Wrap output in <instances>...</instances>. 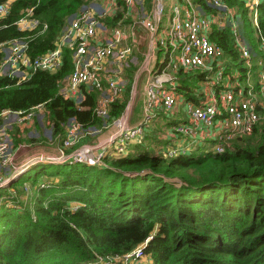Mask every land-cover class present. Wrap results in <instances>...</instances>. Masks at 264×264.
<instances>
[{
    "label": "trees",
    "instance_id": "1",
    "mask_svg": "<svg viewBox=\"0 0 264 264\" xmlns=\"http://www.w3.org/2000/svg\"><path fill=\"white\" fill-rule=\"evenodd\" d=\"M88 1L9 0L8 11L0 17V41L23 37L28 55L40 54L54 45L67 18ZM191 1L204 12L216 10L204 0ZM224 1L235 8L239 31L251 51H258L243 0ZM28 7L37 23L21 29L15 21ZM257 12L264 38V0H259ZM121 14L118 7L109 19L114 22ZM208 35L223 50L224 72L238 69L242 78L246 67L229 31L213 26ZM140 58L125 67V89L110 104L109 117L121 114ZM70 68L69 51L63 48L62 63L54 71L37 69L19 82L0 75V125L2 111L40 103L50 121V137L58 143L69 118L83 128H100L102 120L91 111L93 91L80 104L58 92ZM205 73L178 69L177 91L195 99L192 88ZM160 117L157 121L166 128L176 122ZM156 130L144 135L147 145L104 156L101 166L36 162L10 183L14 193L1 189L0 264H91L96 257L123 255L145 241L146 261L141 264H264V118L219 152L206 139L191 143L185 152L164 155L160 146L180 139L162 140ZM22 139L42 140L38 135L16 138L15 143ZM38 173L46 174L45 183L36 179Z\"/></svg>",
    "mask_w": 264,
    "mask_h": 264
},
{
    "label": "built area",
    "instance_id": "2",
    "mask_svg": "<svg viewBox=\"0 0 264 264\" xmlns=\"http://www.w3.org/2000/svg\"><path fill=\"white\" fill-rule=\"evenodd\" d=\"M204 1L216 10L204 12L191 0H178L171 4L162 26V0H149L148 6H145L148 10H144V0H120V4L117 0H106L105 3L95 4L98 7L91 6L95 3L92 2L67 18L66 25L51 48L34 56L28 55L27 42L23 37L0 41V75L14 77L16 82L28 78L37 69L54 71L62 63L63 48H67L71 68L62 78L58 92L65 98L73 99L75 104H80L86 94L93 91L92 115L102 120L98 129L89 126L83 128L76 120L69 118L57 146L58 154H35L29 163L79 162L101 166L104 156L124 155L130 144H142L148 122L156 116V111L172 116L179 101H183L186 120L169 127L167 136L180 140L160 148L164 155L185 152L191 143L205 137L213 140L212 149L219 152L231 140L250 133L259 119L258 108L264 102V38L258 27L259 0H243L258 41V51H251L246 44L238 28L239 16L233 6L227 5L224 0ZM118 7L122 9V14L113 22L109 18ZM8 9L9 0L0 2V17ZM137 12L141 15L138 16ZM126 17L130 20L125 24ZM15 22L21 29H30L37 20L31 17V7H28ZM138 25L150 34L152 49L156 48L158 54L153 55V51H148L140 66L139 71H146L143 114L141 120L130 126L126 124L125 110L118 116L110 117L108 111L110 104L125 89V67L130 62H136L132 56L134 41L122 40L127 37L136 39ZM213 26L229 31L232 45L246 67L245 77H242L246 84L239 85L236 80L230 82L224 72L223 50L208 35ZM252 66L253 84L247 80ZM178 69L185 72L206 71L205 81L211 88L197 94L202 89L196 82L192 92L197 99H187L176 89L175 72ZM213 86L217 88L212 89ZM41 106L38 103L26 110L12 111L14 122L19 124L31 120ZM6 111H2V114ZM9 128L10 122L0 125V192L17 179L24 165L29 164L18 166L13 163ZM104 128L111 129V132L103 141L76 144L80 136L93 135ZM4 197L0 194V203ZM145 242L123 255L96 257L91 264H128L138 260L144 256L142 245Z\"/></svg>",
    "mask_w": 264,
    "mask_h": 264
},
{
    "label": "rangeland",
    "instance_id": "3",
    "mask_svg": "<svg viewBox=\"0 0 264 264\" xmlns=\"http://www.w3.org/2000/svg\"><path fill=\"white\" fill-rule=\"evenodd\" d=\"M105 1L106 0H89L87 4H90L91 5L92 2H95L94 5H91V6L98 7L95 4H98V3L102 4V3H105ZM148 1L147 0H144V2L142 4L144 6V10L145 9L148 10L147 8H145V6L146 7L148 6ZM177 1L176 0H162L163 9H162V16H161V26L164 24L165 16L168 13V11L170 10L171 4L173 2H177ZM110 4H112V2H110ZM144 10H143V12H144ZM137 15L139 16V15H141V13L137 12ZM125 23H126V21H125ZM251 28H252V26H251ZM136 34L138 36V39L141 41L139 43V48L138 49H141L144 52H146L147 49L144 48L145 45L143 43L146 40L147 31L142 26L138 25V31L136 32ZM251 35L254 38V31L253 30H251ZM246 44L248 45V43H246ZM237 70L238 69H235L232 72V74L230 72H227L226 73L229 76L230 82L234 83V80H236L239 85L246 84L247 82H245L244 78L243 79L242 78H239L240 75L237 73ZM252 72L253 71L251 69V71L248 74V79H247L248 82H250L251 84H253V82H254V77H253L254 75L252 76ZM145 73H146V71H141V72L138 73V75H137L138 77L136 79L135 87H134V90H133V95L131 97H128V100H127V102L125 104L126 108L128 107L127 108V111H128V113L130 115L129 116L130 117L129 120L131 122V123H129V124H131L130 126L133 125L132 123H135V122L141 120V118H142V114H143V109H142L143 99H142L141 91H143V81H144ZM209 75L211 77L213 76V74H212L211 71L209 72ZM232 75L235 76V78H233ZM244 77H245V72H244ZM197 85L201 89H204V90H208V88H211V85H209L205 81V76H204L203 79H201V80H199L197 82ZM215 88H217V86L216 87L213 86L212 89H215ZM129 94H130V89H129ZM262 103H263V106L258 108L259 119H263L264 118V113H261V110H264V102H262ZM42 111H43V114L42 115L38 114V116H40V118L42 120V122H39V125L41 126L40 127L41 130L38 133V135L42 138V140H40L41 142L39 141L38 144L36 145L38 148H35L33 151H31V150L30 151L31 152H38V154L42 153V154H47V155H57L58 154V147H57V145H59V143L58 142H55L56 140H53L50 137V133H49L50 132V121L47 118L46 114H44V110H42ZM38 113H39V111H38ZM174 117H176V115L173 116V117H170V118H173L174 119ZM151 119H154V118H151ZM151 119H150V121H151ZM150 121L148 122V124L151 125L153 129L154 128L157 129L156 130V133H157L158 137L160 139H162V140H165V138H167V133H166V130L167 129L163 128V126H161L160 125V122H158L157 120H155L156 122L155 121L154 122H150ZM46 122H48V123L46 124ZM2 124H3V121H2ZM110 132H111V130H110ZM8 135H9V145L11 147L12 146L11 140H10L11 135L9 133H8ZM33 135H35V134H33ZM142 144L143 145H147V142L146 143L143 142ZM12 148H13V146H12ZM12 152H13V155H14L13 159H16L17 161H19L20 160V157H19V155H18V157H16L15 148H14V150H12ZM3 170H6V169H3ZM46 177L47 176H46L45 173H38L36 175V179L38 181L39 180H42V181H39V182H42V183H45L46 182V179H45ZM42 183H40V184H42ZM37 184H39V183H37ZM23 186L26 189V191H29L30 185H29L28 182H25L23 184ZM3 188H6L7 191L11 192V194L14 193V189H13V187H10V184L9 185H6ZM2 201L4 202V199H2ZM16 208L19 209V207H16ZM145 261H146L145 257H142V258H140L138 260L131 261L128 264H141V263H144Z\"/></svg>",
    "mask_w": 264,
    "mask_h": 264
},
{
    "label": "crops",
    "instance_id": "4",
    "mask_svg": "<svg viewBox=\"0 0 264 264\" xmlns=\"http://www.w3.org/2000/svg\"><path fill=\"white\" fill-rule=\"evenodd\" d=\"M126 18L128 19L129 17H126ZM137 31H138V28L136 29V32ZM129 40H132L135 43L134 49L132 51V56L135 59H138L139 57H141L138 65L136 67V69L134 70L133 76H132V81H131V86H130V94H129V97H131L133 95V90H134V87H135L136 79L138 77L137 75H138L139 72H141V71H139L140 66L144 63L145 58H146L145 57V54L148 51H153V55H154V54H158V51L156 50V48L152 49V42L150 40V34L148 32H147L146 40L143 43L145 45L144 48L147 49L146 52H144L141 49H138L139 48V43L141 41L138 39L137 34H136V39H130V37H127V38L123 39L122 42H129ZM205 91L206 90H203L202 89L197 94H199L200 92H205ZM141 94H142V99H143V91H141ZM195 99H197V96L195 97ZM127 108H126V106L123 108V110L126 111V124L131 125V124H129L131 122L129 120L130 119V117H129L130 115H129L128 111H127ZM42 110H44L43 106H41L38 110L35 111L34 116H33V118L31 120H28L26 122L19 123V124H17V123L14 122V117H13L12 111H6L5 114H2L1 113V117H2V120H3V124L6 125V124H8V122H10V128L8 130V133L11 135V138H10L11 144L13 146V150L15 148L16 157H18V155L20 157V160L19 161H17L16 159H13L14 160L13 163L16 164V165H18V166H22V165H24L26 163H29L30 159H32V157L34 156V154H38V152H31V151H33L35 148H38L36 145L38 144L39 141L38 142H27L24 139H22V141H20L18 143H15V139L16 138H22V137L25 138V137H30V136H33V137H35V136L37 137L38 136V133L40 132L41 129H38L37 128L36 121H37L38 125H39V122H42L40 116H38V114H40V115L43 114V111ZM38 111H39V113H38ZM156 113H157L156 116L150 122H154L155 120H158V118L160 119L161 118L160 117L161 115H164V117H167V118L168 117H173V116L176 115V117H174V119L176 120L175 123L182 122V121H185L186 120V116H185L186 114H185L184 107H183V101H179L178 102V104H177V110L175 111V113L172 116L165 115L160 110L156 111ZM137 122L132 123V124L134 125ZM47 123L48 122H46V124ZM14 126L17 128V130H15V131H14ZM169 127L166 128V127L163 126V128L167 129L166 130V133H168ZM150 129H152V126L151 125H148V131L146 132L145 135L149 134ZM110 130L111 129H109V128H106V129L104 128V129H100V131H97L94 135L84 134V135H82V136L79 137V139L76 142V144H83V143H90V144L93 143V144H95L96 142H101V141H103L109 135ZM33 134H35V135H33ZM165 139H170V137L167 136V138H165ZM206 139H210V138L205 137L203 139H199L197 142H200V141H203V140H206ZM173 144H175V143L171 139V141H169V144H164L163 143L160 146V148H162L164 146H168V145H173ZM131 145H134V144H130L129 147ZM40 154L41 155H44V156L47 155V154H42V153H40ZM30 165H32V164L29 163L28 165H24L22 167L20 173H18V175H17L16 178L18 179L19 176L23 172H26Z\"/></svg>",
    "mask_w": 264,
    "mask_h": 264
}]
</instances>
